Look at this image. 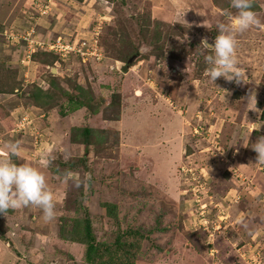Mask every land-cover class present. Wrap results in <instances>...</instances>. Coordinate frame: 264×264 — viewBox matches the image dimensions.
<instances>
[{"label": "rangeland", "instance_id": "obj_1", "mask_svg": "<svg viewBox=\"0 0 264 264\" xmlns=\"http://www.w3.org/2000/svg\"><path fill=\"white\" fill-rule=\"evenodd\" d=\"M0 2V264H84L85 245L59 237L83 174L98 239L157 225L136 264H264V0ZM53 76L104 98L98 112L61 98L70 114L48 125L29 97ZM86 123L110 131L107 147L70 140ZM113 198L117 221L101 207Z\"/></svg>", "mask_w": 264, "mask_h": 264}, {"label": "trees", "instance_id": "obj_2", "mask_svg": "<svg viewBox=\"0 0 264 264\" xmlns=\"http://www.w3.org/2000/svg\"><path fill=\"white\" fill-rule=\"evenodd\" d=\"M247 7H249L247 9L252 12L255 11L258 4H248ZM131 17H134V19L136 18L137 24L139 22L138 18L141 17V15L137 16L133 14ZM141 31L142 34L140 38L144 39L147 37V30L142 28ZM121 41L123 40L121 39ZM123 44H125L126 48L118 50L120 53L117 52L116 56L126 63L124 66L125 69L129 67L128 60L138 51V48L131 42L130 39L128 42H123ZM48 52L54 54L55 56L58 55L54 51H47V53ZM73 87L76 92L62 87L56 77L53 76L47 88L35 86L29 99H33V104L35 105L34 107L39 110L42 109L46 112L42 116L43 118L45 117L44 120L48 121V125L50 126L54 120V113H58L61 117H64L70 114L69 109L73 111L85 107L87 110L85 113L86 116L90 117L91 115L96 114L98 112L97 108L103 103L104 98L100 99L99 97H96L92 90L85 88L81 83H75ZM118 96L119 93H113L109 102L113 101V99ZM61 98L68 99L67 103L69 104V109L64 107L63 103H58V100ZM55 106L57 109L53 108ZM48 107H50V110H48ZM117 115L113 114L112 117H116ZM120 117L121 114H119L115 120L120 119ZM109 132V130L103 132L91 124L86 123V125L83 126H71L69 138L71 141L79 142L83 145L85 153L87 154L90 145H94L96 147L100 144V142H104L105 147H107L106 140ZM68 168H71V164H69ZM73 172H77V170L75 169ZM76 182V188H79V195H77L78 198L76 199L75 204L76 213L71 219H65L63 216L59 219V237L64 240H71L85 245L86 249L83 256L84 264H136L138 258L137 255L141 248V241L143 239H147L149 235L157 231V225L150 226L149 229L143 230L127 228L125 230L118 231V229H115L108 235L107 239H98L93 225L95 216L91 213L90 207L84 202L85 197L89 194L88 192H94V180L88 175L83 174L81 177L76 179ZM101 207L105 208L106 214L110 219H115L117 221L120 211V204L117 202V198L103 201L101 203ZM4 211H10L8 204L5 201L0 208V239H4L6 235V224H4V220L1 217V214ZM189 235L195 246L199 243L198 238H202L203 243H206L207 247L211 248V243L208 242L209 235L207 234V231L202 230L199 232V230H194L189 232ZM14 251L16 253L19 252L18 249ZM237 263L238 262L235 261L234 263L228 264Z\"/></svg>", "mask_w": 264, "mask_h": 264}, {"label": "built area", "instance_id": "obj_3", "mask_svg": "<svg viewBox=\"0 0 264 264\" xmlns=\"http://www.w3.org/2000/svg\"><path fill=\"white\" fill-rule=\"evenodd\" d=\"M54 43L55 44L53 45V47H55V45H56L57 48L59 49L57 51L64 52V51H67L69 49V48H67V44L65 43V41H63V39L61 37L57 41H55ZM68 44H70V43L68 42ZM63 45H64V47H63ZM75 52H77V53L80 52L83 56H85V55H95L96 57L100 56V53L97 50V48H93L91 50L90 49L84 50L83 48H76Z\"/></svg>", "mask_w": 264, "mask_h": 264}, {"label": "water", "instance_id": "obj_4", "mask_svg": "<svg viewBox=\"0 0 264 264\" xmlns=\"http://www.w3.org/2000/svg\"><path fill=\"white\" fill-rule=\"evenodd\" d=\"M135 59V57H132L131 59L128 60V65L130 66L132 61ZM53 71L56 72L57 69L56 68H53Z\"/></svg>", "mask_w": 264, "mask_h": 264}, {"label": "crops", "instance_id": "obj_5", "mask_svg": "<svg viewBox=\"0 0 264 264\" xmlns=\"http://www.w3.org/2000/svg\"><path fill=\"white\" fill-rule=\"evenodd\" d=\"M7 1H8V0H7ZM18 1H19V0H14V3L17 5V4H18ZM4 2H5V1H4ZM4 2H3V3H4ZM16 2H17V3H16ZM0 5H1V6H4V4H3V5L1 4V2H0ZM0 10H1V8H0ZM56 69L58 70V68H56ZM16 264H17V263H16Z\"/></svg>", "mask_w": 264, "mask_h": 264}]
</instances>
